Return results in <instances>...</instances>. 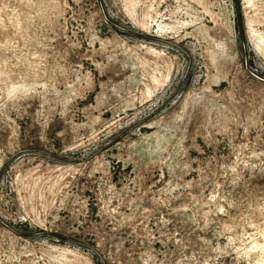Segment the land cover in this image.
Here are the masks:
<instances>
[{
    "label": "rangeland",
    "instance_id": "1",
    "mask_svg": "<svg viewBox=\"0 0 264 264\" xmlns=\"http://www.w3.org/2000/svg\"><path fill=\"white\" fill-rule=\"evenodd\" d=\"M0 264H264V0H0Z\"/></svg>",
    "mask_w": 264,
    "mask_h": 264
},
{
    "label": "bare ground",
    "instance_id": "2",
    "mask_svg": "<svg viewBox=\"0 0 264 264\" xmlns=\"http://www.w3.org/2000/svg\"><path fill=\"white\" fill-rule=\"evenodd\" d=\"M248 2L250 1V0H247Z\"/></svg>",
    "mask_w": 264,
    "mask_h": 264
}]
</instances>
